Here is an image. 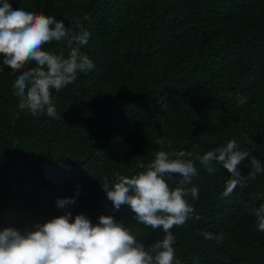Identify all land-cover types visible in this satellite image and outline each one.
<instances>
[{"label":"trees","instance_id":"trees-1","mask_svg":"<svg viewBox=\"0 0 264 264\" xmlns=\"http://www.w3.org/2000/svg\"><path fill=\"white\" fill-rule=\"evenodd\" d=\"M9 2L63 21L69 37L88 30L80 50L94 68L52 91L55 117H34L19 109L12 87L19 72L0 56V230L64 215L57 199L79 191L67 209L73 221L113 216L147 248L164 238L162 229L138 224L128 206L117 211L102 185L144 171L159 151H185L198 170L191 184L178 174L166 179L171 188L196 186L199 198L185 197L194 212L172 229L176 258L264 264V232L250 211L264 204V171L225 197L231 174L215 162L210 174L198 159L235 140L250 153L238 166L242 176L252 156L264 168V0ZM43 47L70 53L63 39ZM208 232L223 239H205Z\"/></svg>","mask_w":264,"mask_h":264},{"label":"clouds","instance_id":"clouds-1","mask_svg":"<svg viewBox=\"0 0 264 264\" xmlns=\"http://www.w3.org/2000/svg\"><path fill=\"white\" fill-rule=\"evenodd\" d=\"M90 32L86 29L69 37L63 21L55 17L36 14L24 9H13L9 0H0V56L3 64L19 72L12 85L20 98L19 109L32 116H56L52 91H60L75 82L78 72L94 68L93 61L81 52L80 47L88 43ZM67 41L70 49L68 58L44 50V45L53 41ZM31 63L36 66L25 67ZM2 70V69H0ZM240 105L246 98L238 97ZM163 143V141L161 142ZM169 146L171 142H168ZM232 140L226 147L208 151L198 157L199 163L208 173L215 171L214 162L221 164L230 174L223 196L227 197L248 179H255L264 171L260 161L251 157L252 170L242 176L238 166L250 156L238 151ZM176 157L175 159L171 157ZM185 151H159L147 164L144 171L131 177L119 176L111 186L103 184L107 199L119 211L128 206L138 224L153 230L162 229L164 238L146 248L126 227L113 216L101 215L96 224L85 215L79 214L72 220L70 206L75 197L58 198L56 206L65 214L46 223H36L31 229L7 226L0 230V264H181L176 258L172 229L183 226L191 217L194 208L185 198H199L196 186L190 189L177 185L171 188L167 178L178 174L181 184H191L197 175V167ZM257 219V227L264 232V204L250 209ZM205 239L222 240L223 234L213 236L203 233Z\"/></svg>","mask_w":264,"mask_h":264}]
</instances>
